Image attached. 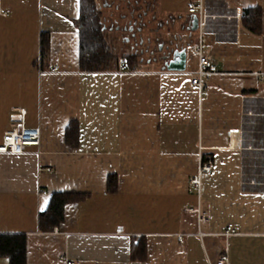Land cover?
Wrapping results in <instances>:
<instances>
[{
  "label": "crops",
  "instance_id": "1",
  "mask_svg": "<svg viewBox=\"0 0 264 264\" xmlns=\"http://www.w3.org/2000/svg\"><path fill=\"white\" fill-rule=\"evenodd\" d=\"M200 2L204 25L190 32L187 4ZM95 3L104 21H152L158 38L189 41L186 68L82 71L80 0H0V145L21 125L40 129L39 145L0 154V234L25 236V264H264V0ZM249 9L259 33L244 25ZM199 35L216 67L202 91L190 83ZM55 193L79 197L42 231Z\"/></svg>",
  "mask_w": 264,
  "mask_h": 264
},
{
  "label": "trees",
  "instance_id": "2",
  "mask_svg": "<svg viewBox=\"0 0 264 264\" xmlns=\"http://www.w3.org/2000/svg\"><path fill=\"white\" fill-rule=\"evenodd\" d=\"M260 10L249 9L243 16L244 25L253 33L260 32ZM103 13L95 0H80L79 16L75 25L79 34V67L87 72L133 71L139 65L138 59L121 52L123 41L114 31L104 28ZM47 54V40L42 36L41 57ZM76 124L71 123L66 129V142L69 147L77 143ZM117 186L116 176L107 179L109 192ZM79 197L74 194L55 193L51 196L47 209L39 215V228L52 231L63 220L64 206ZM25 236L0 234V258L9 264H25Z\"/></svg>",
  "mask_w": 264,
  "mask_h": 264
},
{
  "label": "built area",
  "instance_id": "3",
  "mask_svg": "<svg viewBox=\"0 0 264 264\" xmlns=\"http://www.w3.org/2000/svg\"><path fill=\"white\" fill-rule=\"evenodd\" d=\"M188 13L197 15L198 17V30H202L201 17L203 9L201 2L198 4L188 3ZM192 53L197 56V70L191 79V85L195 86L199 91H202L207 86L209 78L215 74L216 67L212 62L210 56L203 49L202 37L199 35L197 43L190 49ZM260 85L264 88V74L259 76ZM23 113V112H22ZM40 141L39 128H27L21 125L18 129L9 130L5 133L2 143L0 145V154H21L24 148L28 146H37ZM211 167L208 164L201 165L197 174L190 180V184L196 188H200L201 175L210 171ZM206 218L201 217L199 221H206ZM235 230L225 231L221 236L228 237L234 235ZM66 264H78L75 262H67ZM216 264H227V256L224 254L220 256Z\"/></svg>",
  "mask_w": 264,
  "mask_h": 264
},
{
  "label": "flooded vegetation",
  "instance_id": "4",
  "mask_svg": "<svg viewBox=\"0 0 264 264\" xmlns=\"http://www.w3.org/2000/svg\"><path fill=\"white\" fill-rule=\"evenodd\" d=\"M114 8L118 9L119 7L117 5H114ZM112 14L108 18L110 20L108 29L120 34L122 36L121 38L123 42H129L127 36H130V38L132 37L133 40L132 43H129L127 45L129 47V50H125L127 53H123L134 56L138 59V61L146 66L158 65L162 69H165L171 61L173 50L180 51L183 48H187V45H189L190 43L186 39L183 41H179V39L177 38H170L169 40L158 38L155 46H143L141 40H136L135 37V31H138V28L134 24L128 23L126 25L120 26L119 18H121V15L113 16ZM121 19H125V17L123 18L122 16Z\"/></svg>",
  "mask_w": 264,
  "mask_h": 264
},
{
  "label": "rangeland",
  "instance_id": "5",
  "mask_svg": "<svg viewBox=\"0 0 264 264\" xmlns=\"http://www.w3.org/2000/svg\"><path fill=\"white\" fill-rule=\"evenodd\" d=\"M109 21H110L109 19L107 21L102 20L104 27L107 29L109 27ZM148 22L145 23V25L143 27H141V30L138 28V31H135V37L137 39L141 40L143 46L153 47L157 43L158 27H157L156 23H154L152 21L151 22L148 21ZM117 24H118V22H117ZM127 39L129 41V43L133 42L132 37L130 38V36H127ZM125 50L126 51L129 50V47L128 46H122L121 52L127 53Z\"/></svg>",
  "mask_w": 264,
  "mask_h": 264
},
{
  "label": "water",
  "instance_id": "6",
  "mask_svg": "<svg viewBox=\"0 0 264 264\" xmlns=\"http://www.w3.org/2000/svg\"><path fill=\"white\" fill-rule=\"evenodd\" d=\"M187 19H189V21H191V24L193 25V27L190 29V32H195L198 29L197 15H191L190 17H187ZM184 24L187 25V22H184ZM178 39L179 41H183L182 37H179ZM186 58H187V48H183L180 51L173 50L171 61L165 69L168 71H177V72L184 71L186 68Z\"/></svg>",
  "mask_w": 264,
  "mask_h": 264
}]
</instances>
